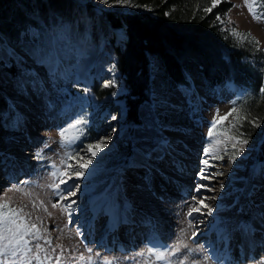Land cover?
Segmentation results:
<instances>
[{
	"label": "rangeland",
	"instance_id": "obj_1",
	"mask_svg": "<svg viewBox=\"0 0 264 264\" xmlns=\"http://www.w3.org/2000/svg\"><path fill=\"white\" fill-rule=\"evenodd\" d=\"M229 1L232 6L227 13L229 31L244 47L242 61L261 71L264 61V0H248L247 4L245 0ZM76 3L93 8L95 12L133 11L129 4L113 0H109L108 3H104L103 0H77ZM84 16L82 12L73 20L57 19L52 36L58 43V52L62 58L58 60L57 51H54L51 66L55 70L51 73L37 64L18 43L10 42L6 37L9 48L25 58L33 69L30 72L23 71L24 75L19 78L0 75V100L4 97L11 102L10 111L0 112V139L6 149L24 146V158H20L16 164L18 169L9 166L12 164L9 157L5 159V155L0 154V175H4L2 179L4 183L0 181V203L8 204L9 208H23L24 213H30L29 223H37L41 232L47 229L44 235L51 238L52 246H63L66 249L65 257H71L65 259L63 264H89L88 256L93 257L92 264H163L156 261L155 256H149V248L143 241L137 242L138 233L144 235L146 230L143 229L147 227H150V230L156 229L154 233L161 236L159 239L171 245L179 242V239H183L188 245L186 249L182 248L178 255L169 256L172 264H178L180 260H184V264L193 262L218 264L212 262L210 256V259L208 258L204 238L199 243L192 242V233L208 229V219L215 212H212L211 216L198 213L194 217H188L187 213L190 206L197 203L194 197L198 199L201 196H215L216 199H223L228 204L225 205L230 210L222 211L219 216L230 218L232 224L236 223L237 218H243L253 224L259 217V210L263 206L261 201L264 188L258 187L253 190L255 195L251 196L253 191L243 189L244 185H239L245 179H250L257 186L263 184L260 181L264 180V170L254 175L249 172L253 169L257 145L264 132V118L252 121L246 131L237 129V126L240 128L241 119L237 117H241V109L245 104L256 102V97L250 101L255 95L251 93L250 97H247L239 88L227 86L207 91L198 77L192 80L189 87L179 86L170 90L164 79L159 76L160 71L154 68L150 100L143 103L139 111L142 122L128 123L123 101L119 99L125 91L119 74L116 67L112 70L115 64L109 52L105 51L103 45L99 48L104 35L106 44L109 43V34L102 33L96 27V21H91L89 22L91 32L87 30V36L83 37L84 34L77 30L80 29L78 24L83 22ZM64 22L71 23L69 29L61 28V23ZM29 34V39L36 41L39 36L38 28H33ZM78 49L80 55L84 57L81 60H78V54L74 56ZM38 51L42 52L41 46ZM9 53L10 51L0 44V62L6 66H10ZM113 81L116 87L104 86ZM93 85L99 90L97 94L93 91ZM85 86L89 89L87 94L83 91ZM107 93L106 97L100 98V95ZM158 100L166 104L159 113L164 124L163 130L158 126L159 121L154 123ZM229 112H232V115H227ZM113 116L117 119L113 120ZM225 116L227 119L212 128L214 120L220 121V118ZM17 119L19 123H16ZM77 120L86 123L73 127ZM257 124L258 127L255 126ZM65 129H69L65 132V140L73 136L80 138L71 145L62 143L60 133ZM210 129L214 133L213 136H209ZM161 130L177 136L178 145L187 141L193 144L192 147L195 149L178 151V155L171 151L168 159H165L166 162H162L164 159L158 160L152 151L156 147V140L160 139ZM225 133L235 135L242 133L241 139L249 137L250 134L247 145L237 146L244 151L240 152L235 164L229 162V157L234 154L233 141L227 140ZM105 134H110L111 137L107 141L108 147L97 155L93 165L89 166L81 179L74 178L69 181L71 184L80 185L77 195L72 197L77 204L69 223L66 212H62L59 206L55 209L51 207L59 199L58 194L48 186L54 180L51 173L68 163L75 166V160H65L66 153H74L82 146L94 143L97 138H104ZM177 144H174V147ZM205 150L208 151V156H205ZM145 153L149 154L147 159L144 158ZM219 156H223V159H217ZM171 157L176 159L171 162ZM178 157L187 160L189 168L186 170L189 177L179 174ZM205 159L216 165L207 171L223 174L211 180L200 179L199 172L205 167L203 164ZM246 159L249 165L247 170H243L241 165ZM130 161L136 162L135 166H130ZM140 163L145 164V168ZM15 175L19 177L14 179L8 177ZM109 183L112 185L110 190H107V195L113 199L114 185L120 186L123 198L119 205L126 204L133 213L131 232H123L127 231L125 228L120 230L124 234L122 237L124 242L127 240L131 243L133 239L135 241L133 246L122 243L125 249L118 248L117 237L106 231L108 223L106 216L102 214L101 206L107 195L105 191L101 192V187ZM201 184L208 185L214 191L202 190L197 193L194 190L195 186ZM221 184L224 185L223 189L220 187ZM17 187L20 191L16 190ZM216 199H208L206 203L213 209ZM33 202L37 204L35 209ZM41 202L47 208V212L39 207ZM237 204L240 206L239 213L233 211L238 207ZM85 208L89 212L83 216L81 213ZM93 210L98 212L97 216H92ZM203 211L206 213L207 209ZM48 212L52 214L50 217ZM37 217L40 220H37ZM92 218L97 226L92 230L93 239L84 240L90 232L89 222ZM189 220L192 223L191 228ZM146 221L149 223L146 227H137L134 224ZM182 230H186L183 235ZM112 236H115L116 246L111 245L112 247L107 249L110 241L114 240ZM103 237L107 238L108 242L105 241L106 245L98 247ZM45 248L48 246L45 245ZM258 249L254 257L250 256L252 252L250 250L244 259L236 264H264V245ZM190 252H193V255ZM59 253L60 249L57 248L55 255ZM80 255H84L86 260L82 262L76 259Z\"/></svg>",
	"mask_w": 264,
	"mask_h": 264
},
{
	"label": "trees",
	"instance_id": "obj_2",
	"mask_svg": "<svg viewBox=\"0 0 264 264\" xmlns=\"http://www.w3.org/2000/svg\"><path fill=\"white\" fill-rule=\"evenodd\" d=\"M76 2L0 0V44L10 51V66L0 62V75L17 78L24 75L23 71L33 69L25 58L9 48L6 37L10 42L18 43L47 72H53V67L47 61L38 62V57L57 51L58 60L62 58L52 31L57 19H74L72 10ZM124 4L132 6L133 11L95 12V9L78 3L85 19L78 24L80 29L77 31L86 37L87 30L90 31V20L96 19L97 28L109 34V43L106 44L104 35L99 48L103 45L109 52L120 74L125 91L119 99L123 101L128 123H141L139 107L149 100L153 85L149 74L150 56L162 67L159 76L170 90L181 85L189 86L192 75L199 77L208 91L234 83L247 97L254 94L250 101L256 97V102L245 104L241 109L238 130L246 131L252 121L264 118V96L260 93L264 88V61L261 71L242 61L244 47L229 31L227 13L232 7L229 0H221L211 12H205V9L212 7V0H127ZM33 26L39 32L36 41H31L25 33L21 38V34ZM110 27L114 30L124 28L126 41L114 45ZM40 46L42 52L38 51ZM92 88L97 94V86ZM108 93L100 95V98ZM10 109V101L2 98L0 112Z\"/></svg>",
	"mask_w": 264,
	"mask_h": 264
},
{
	"label": "snow or ice",
	"instance_id": "obj_3",
	"mask_svg": "<svg viewBox=\"0 0 264 264\" xmlns=\"http://www.w3.org/2000/svg\"><path fill=\"white\" fill-rule=\"evenodd\" d=\"M104 3H108L109 0H103ZM117 3H126L127 0H116ZM221 0H212V7L206 8L205 12H211L213 7H216ZM246 4L248 0H245ZM251 11V8H250ZM258 18V17H257ZM217 19H220L219 17ZM250 35V34H249ZM54 53H49L47 56H39L38 62L44 63L47 61L51 66L53 63ZM115 69V65H113L112 70ZM55 70V69H53ZM79 83V81H77ZM105 87H116L115 82L106 83ZM83 91L87 94L89 89L87 86L83 88ZM260 93L264 96V88L260 89ZM166 107L165 102L158 100L157 101V115L154 117V123L159 121L158 126L163 130L164 124L163 121L160 120L159 113ZM235 111V108L232 109V112ZM232 112H229L227 115H232ZM113 120H116L117 117L113 116ZM227 119V116L221 117L220 121L214 120L212 122V128H215L216 125L223 120ZM237 119H242L241 117H237ZM16 123H19V119H17ZM86 121L77 120L76 124L73 127L78 125L85 124ZM255 126H259L258 124ZM235 127V125L233 126ZM81 133L83 132V128L81 127ZM69 131V129H65L60 133L62 137V143H66L71 145L79 136H73L64 139L65 132ZM214 133L212 129L209 130V136H213ZM227 136V140L233 141L232 149L234 150V154L229 157V162L235 164L236 159L240 156V152L244 151L243 148L238 149L239 144L247 145L249 143V137L241 139L240 136L243 134L235 135L231 133H225ZM110 134H105L104 138H97L94 143H88L87 145L82 146L76 152H69L65 155V160H75L76 165L74 166L71 163L66 164L61 168H56L55 171H52L51 176L54 178L53 183L48 185L51 189H53L54 193L58 194L59 199L57 203H53L51 205L52 208L60 207L62 212H66L68 215V222L71 223V216L75 211L74 206L77 204V201L72 199L77 195V191L80 188L78 183L69 184L70 180L74 178L76 180L81 179L84 176L85 171L89 169L90 165H93V160L97 157L99 153L106 147H108L107 141L110 139ZM163 139V137H161ZM225 153H227V148L225 149ZM147 153L144 154V158H148ZM209 153L205 150V156H208ZM217 159H223V156L217 157ZM83 161V162H81ZM63 163V162H62ZM99 163V161H97ZM134 161H130V166H135ZM205 165L199 172L200 179H208L211 180L217 175H222L220 172H209L207 169L216 167V165L211 164L208 159L203 161ZM58 181V182H57ZM26 183V182H25ZM63 186V187H62ZM221 189H223L224 185L221 184ZM17 191H20V188L17 187ZM197 193L203 191H214V189L210 188L208 185H196L194 189ZM197 200L196 204L190 206L189 211L187 213L188 217H192L195 213H200L201 215H211L213 209L209 207L206 203L208 199H216L213 197H204L201 196ZM67 201V203H65ZM43 211L47 212V208L43 206V202L39 205ZM33 208H37V204L33 202ZM207 209L205 213L203 210ZM259 216L262 220H264V206L259 210ZM52 214L48 212V216L50 217ZM30 213H24L23 208H9L8 204L0 203V264H63L65 259H69L71 257H65L64 252L66 249L61 245H57L55 247L52 246V240L50 237L46 238L44 233L47 232V229H44V232H41L40 227H38L37 223H29ZM37 220H40L37 217ZM42 223V221H41ZM192 227L191 220H189V228ZM186 230H182L181 235L184 234ZM197 233H192V238L195 239ZM31 238V239H29ZM42 241V242H41ZM45 245L48 248H45ZM164 247L169 248L168 252L156 251L153 252L152 249L148 250L149 256H155L156 261H166L167 264H172V261L169 259V256H176L181 252V249H186L188 245L184 243L183 239H179V242L173 245H164ZM57 248L60 249L59 255H55ZM48 249H51L49 252ZM70 251V250H68ZM91 252V249H89ZM34 253V254H33ZM43 253V256H41ZM76 259L80 261H85L86 257L84 255L78 256ZM87 261L89 264H92L93 257L88 256ZM178 264H184V260H180ZM195 264V262H193Z\"/></svg>",
	"mask_w": 264,
	"mask_h": 264
},
{
	"label": "bare ground",
	"instance_id": "obj_4",
	"mask_svg": "<svg viewBox=\"0 0 264 264\" xmlns=\"http://www.w3.org/2000/svg\"><path fill=\"white\" fill-rule=\"evenodd\" d=\"M101 92H102V90H101ZM15 130H17V129H15ZM160 133H161V135L159 136L160 139L156 140V147L152 151V153H154V156H156V158L158 160L168 159L167 156L169 154H171L170 153L171 151H173L176 155H178L177 154L178 151L186 152L188 150H194L195 149L194 147H192L193 144H191L187 141H184V143L182 145H178L176 142L178 140L177 136L169 135L162 130ZM161 137H163V139H161ZM174 144L175 145L177 144V146L174 147ZM23 153H24V146H21L18 149H14V147L6 149L3 146V141L0 139V154L5 155V157H9V160H11V162H12V164H10L9 166L17 167V169H18V165H16V164H18L20 158H24ZM174 159H176V158L171 157V162ZM247 160L248 159H246V161H244V163L241 165V168L243 170H247V168H248L249 162ZM253 161H255L254 165H253V169L249 173H253V175H254V173H257V172L262 173V171L264 170V162L263 163L257 162L256 159ZM141 166L144 167L146 165L141 164ZM21 167L23 170V166H21ZM177 168H178L179 174H181L184 177H189L187 175L188 170H186L187 168H189V165H188L186 159L183 160V159H180L178 157ZM3 177H4V175H0V181H2ZM178 180H180V179H178ZM180 181L182 182L183 180H180ZM260 182H263V184H259L257 186L250 179H245L239 186L244 185V187L246 189H248L249 191H253V190L257 189L258 187L264 188V180H261ZM68 183L71 184L70 182H68ZM111 185H112V183H109L108 185L102 186L101 192L105 191V194L107 195V190H110ZM173 186H175V184ZM113 193H114L113 194L114 201L109 195H107V199L104 200V202L102 203V206H101L102 214L103 215L106 214L107 219H109V220L112 219V221L109 224H107V226H106V230H109L110 232L118 230L120 227H122L123 222H129L130 223V220H131L130 217H132V215H133L130 207H128L126 204H122V206L119 205L121 199L123 198V193H122L121 187L114 185ZM254 193H255V191H253V193H251V194H254ZM225 202L226 201H223V199H219V198L216 199V204L213 208V212H215V214L208 219L209 228L206 230L201 229L198 232H196L197 233L196 237L200 236L199 242L203 238H204V241L206 242V251H207L206 253L207 254L209 253L208 255L210 256L211 259L209 258V256H208V258L215 263H217V261H219L221 264H222L223 259L220 260L219 256L221 254H225L229 250H231V252H233V248H234L233 243L238 238H243L244 244L246 245V248H252L251 251H254L255 253L259 250L258 248L260 246L264 245V220H262L259 216L253 224H250L248 221L243 220V218H240V219L237 218L238 220L236 221V223L232 224L230 218H225L223 216H219V213H221L222 211L230 210V208L227 209L226 206L224 205ZM261 204L264 206V196L262 198ZM217 206H219L218 209H217ZM239 207L240 206H238L233 211L236 213H239ZM88 212H89V210L87 208H85V210L81 214L83 216H86L88 214ZM97 214H98L97 211L94 210L92 215L97 216ZM197 214L198 213H195L194 215L196 216ZM194 215H193V217H194ZM93 220H94V218H92L91 221L89 222L90 233L94 229V227L96 226V222H94ZM256 232H258V233L256 234ZM150 234H153L152 231ZM259 234H261V235H259ZM102 236H104V234ZM116 237H117L116 238V244L118 246H120L122 249H125V246H122L123 245L122 244V240H123L122 237H124V234H119ZM228 240L232 241L233 243L231 245L227 246L226 244L228 243ZM167 245H171V243H167ZM240 245L243 246V244L241 242H240ZM108 246H111V244H109ZM235 247H237V246H235ZM168 250H169V248H165L162 251L166 252ZM234 251H235V255L232 253V257H234V262H237L238 259H240V258L242 259L247 253V251L245 253H242L240 251V248H238V251H237V249ZM190 253L193 255V252H190ZM251 256H254V255H251ZM233 263L231 262L230 264H233ZM164 264H167V262L164 261ZM196 264H199V262H197Z\"/></svg>",
	"mask_w": 264,
	"mask_h": 264
},
{
	"label": "water",
	"instance_id": "obj_5",
	"mask_svg": "<svg viewBox=\"0 0 264 264\" xmlns=\"http://www.w3.org/2000/svg\"><path fill=\"white\" fill-rule=\"evenodd\" d=\"M256 161L264 162V133L261 140L258 142Z\"/></svg>",
	"mask_w": 264,
	"mask_h": 264
},
{
	"label": "built area",
	"instance_id": "obj_6",
	"mask_svg": "<svg viewBox=\"0 0 264 264\" xmlns=\"http://www.w3.org/2000/svg\"><path fill=\"white\" fill-rule=\"evenodd\" d=\"M78 12V9H77V6H75L74 8V13H77ZM65 26V25H64Z\"/></svg>",
	"mask_w": 264,
	"mask_h": 264
}]
</instances>
